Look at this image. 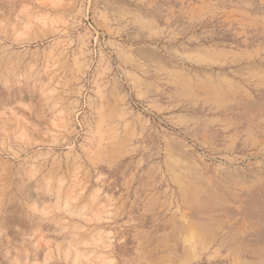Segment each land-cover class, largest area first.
Instances as JSON below:
<instances>
[{
	"label": "rangeland",
	"instance_id": "374dc122",
	"mask_svg": "<svg viewBox=\"0 0 264 264\" xmlns=\"http://www.w3.org/2000/svg\"><path fill=\"white\" fill-rule=\"evenodd\" d=\"M0 264H264V0H0Z\"/></svg>",
	"mask_w": 264,
	"mask_h": 264
}]
</instances>
